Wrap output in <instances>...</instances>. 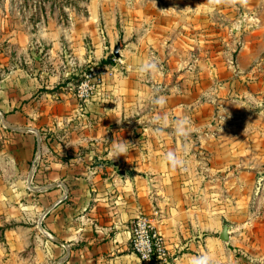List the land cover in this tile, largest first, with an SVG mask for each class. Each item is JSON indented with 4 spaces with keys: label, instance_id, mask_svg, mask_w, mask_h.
Here are the masks:
<instances>
[{
    "label": "crops",
    "instance_id": "0c3cea01",
    "mask_svg": "<svg viewBox=\"0 0 264 264\" xmlns=\"http://www.w3.org/2000/svg\"><path fill=\"white\" fill-rule=\"evenodd\" d=\"M188 11L131 18L122 34L117 22H107L103 35L93 15L86 20L90 33L29 28L12 33V53L0 49V220L8 215L18 222L6 231L34 232L35 261L146 264L133 249L131 227L149 213L169 250L167 264H192L201 255L214 264H243L246 256L264 263V246L254 237L264 213V146L247 138L261 132L240 127L243 111L225 113L232 103L261 106L264 81L254 74L261 69L240 66L235 81L219 84L173 79L169 66L176 64L164 58L181 50L196 54L197 17ZM0 22L3 27L5 19ZM121 40L124 65L104 73L99 91L82 106L75 89L84 67L108 61ZM149 58L158 61L161 78L138 75ZM234 86L246 89L234 98ZM154 94L165 98L162 106L153 105ZM161 115L169 125L187 116L190 137L154 131L151 122ZM114 141L129 143L126 155L113 158ZM185 143L184 167L166 165L164 154H181ZM225 224L228 242L220 237ZM16 238L8 242L14 255L26 248ZM3 256L0 250V264Z\"/></svg>",
    "mask_w": 264,
    "mask_h": 264
},
{
    "label": "rangeland",
    "instance_id": "374dc122",
    "mask_svg": "<svg viewBox=\"0 0 264 264\" xmlns=\"http://www.w3.org/2000/svg\"><path fill=\"white\" fill-rule=\"evenodd\" d=\"M189 6L191 14L195 11L197 17L196 54L195 56L188 55V51L181 50L180 55L176 54L174 58L171 57L172 59L164 58L163 63L166 65L176 64L169 66L171 70L173 67L175 69L173 74L176 77L173 76V79H180L181 82L186 81V84L188 81L205 80L206 85L209 83L219 84L226 79H231V76L235 81L237 68L255 63L259 64L261 70L255 71L254 74H260L264 81V0H245V2L233 0L231 3L220 5H213L210 0H0V21L2 18L5 19L3 27L0 22V30L4 29L3 33L0 31V37L6 35V38L0 41V49H6L9 54L12 53L13 43L10 39H12L14 31L21 30L25 34L29 32L30 28V32L35 34L44 31L59 34L65 30L84 29V33L87 34L90 33V27L86 20L94 15L96 21L102 24L99 27L100 34L107 33L104 27L107 22L113 25L117 22L119 34H122L123 26L131 18L137 19L142 16L147 18L149 15L155 18L189 15ZM204 23L206 26H203ZM183 28L184 26L180 28V31ZM243 41L250 42L248 48H246V44L243 45ZM191 43L193 46L192 41ZM121 44L122 40L119 42L120 47ZM41 48L45 50L44 47ZM124 59L125 57L120 54L119 57L113 55L109 62L90 61L84 70L92 62H95L98 65H108L109 69L104 70V73H108L114 69L117 70L118 66L124 65ZM177 64L180 65L181 70ZM183 66L186 67L183 69ZM169 67L168 70H170ZM171 70L165 72L166 77L168 74H172ZM156 75L159 78L162 76L159 73ZM245 79L252 80V78ZM234 89L236 90L234 98H237L236 94L246 88L234 86ZM253 90L259 89H250L252 92ZM258 95L261 106L249 107L246 105L243 108L241 104L232 103L226 107L225 113L230 112L237 115L243 111L245 121L240 123V127L247 131L255 129L257 131L254 132H261L260 135L247 138L250 141L254 139L256 143L264 146V87L261 88ZM222 120L221 118L219 121ZM225 128L229 129V127ZM197 154L199 155L196 158L202 160L201 153ZM261 154L264 156V152ZM205 160L207 161V157ZM250 160L251 155L246 154V164ZM261 160L263 161L264 158ZM260 168V174L264 175V164ZM17 223L9 219L8 215L0 220V250L4 255L3 264H45L42 260L35 261L36 252L33 247H35L34 240L36 238L34 232L27 228L22 232L6 231L7 228L12 227H16L15 230H17L19 227ZM241 236L243 239L245 238L244 235ZM16 237L26 243V248L18 252V255L11 252L8 244L13 239L17 240ZM254 237L260 239L264 246V213H262L261 223L254 233ZM240 262L258 264L255 261L252 262V259L247 256L243 257Z\"/></svg>",
    "mask_w": 264,
    "mask_h": 264
},
{
    "label": "built area",
    "instance_id": "2783aa9c",
    "mask_svg": "<svg viewBox=\"0 0 264 264\" xmlns=\"http://www.w3.org/2000/svg\"><path fill=\"white\" fill-rule=\"evenodd\" d=\"M122 63V61H121ZM120 65V63H117ZM108 65H98L92 62L83 72L75 94L82 106L99 91L104 70ZM162 86H157L156 90ZM132 246L146 264H167L169 250L156 227V218L149 213H141L135 217L131 227Z\"/></svg>",
    "mask_w": 264,
    "mask_h": 264
},
{
    "label": "clouds",
    "instance_id": "9594fccd",
    "mask_svg": "<svg viewBox=\"0 0 264 264\" xmlns=\"http://www.w3.org/2000/svg\"><path fill=\"white\" fill-rule=\"evenodd\" d=\"M210 2L213 5H220L231 3L233 0H210ZM241 2H245V0H241ZM158 71H160V65L158 61L152 58L142 61L137 67V73L141 77L154 75ZM150 100L154 106H162L165 103V98L163 96H157L155 94L150 97ZM151 123L154 125V131L157 133L170 130L173 135L180 137L185 141L191 135V121L187 116L176 118L169 125L167 119L161 115L155 117ZM128 144L129 143L126 141H114L112 143L113 158L119 155H126ZM188 150V146L185 143L181 154H178L175 151H169L164 154L163 161L173 169L183 168L186 163L185 155ZM192 264H214V262L210 256L201 255L194 257Z\"/></svg>",
    "mask_w": 264,
    "mask_h": 264
},
{
    "label": "water",
    "instance_id": "95a60500",
    "mask_svg": "<svg viewBox=\"0 0 264 264\" xmlns=\"http://www.w3.org/2000/svg\"><path fill=\"white\" fill-rule=\"evenodd\" d=\"M120 45H116L115 49H114V55L116 57H119L120 56ZM230 226L228 224H225L223 226V230L220 234V237L221 239L224 241V242H228L230 240Z\"/></svg>",
    "mask_w": 264,
    "mask_h": 264
},
{
    "label": "trees",
    "instance_id": "16d2710c",
    "mask_svg": "<svg viewBox=\"0 0 264 264\" xmlns=\"http://www.w3.org/2000/svg\"><path fill=\"white\" fill-rule=\"evenodd\" d=\"M112 57H113V55H112L111 58L108 60V62L111 61ZM80 80H81V79H80Z\"/></svg>",
    "mask_w": 264,
    "mask_h": 264
}]
</instances>
